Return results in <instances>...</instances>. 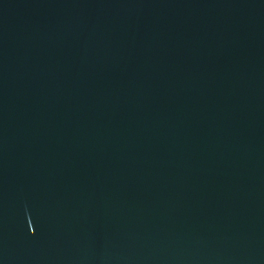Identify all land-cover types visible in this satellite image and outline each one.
Listing matches in <instances>:
<instances>
[{"label": "water", "instance_id": "water-1", "mask_svg": "<svg viewBox=\"0 0 264 264\" xmlns=\"http://www.w3.org/2000/svg\"><path fill=\"white\" fill-rule=\"evenodd\" d=\"M0 264H264V0H0Z\"/></svg>", "mask_w": 264, "mask_h": 264}]
</instances>
